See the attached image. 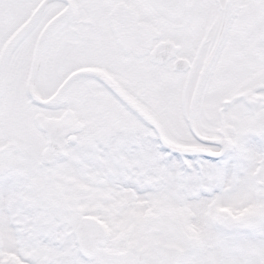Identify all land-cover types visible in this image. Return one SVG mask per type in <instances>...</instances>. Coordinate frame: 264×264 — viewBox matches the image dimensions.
Returning a JSON list of instances; mask_svg holds the SVG:
<instances>
[{
	"label": "snow or ice",
	"instance_id": "obj_1",
	"mask_svg": "<svg viewBox=\"0 0 264 264\" xmlns=\"http://www.w3.org/2000/svg\"><path fill=\"white\" fill-rule=\"evenodd\" d=\"M0 264H264V0H0Z\"/></svg>",
	"mask_w": 264,
	"mask_h": 264
}]
</instances>
